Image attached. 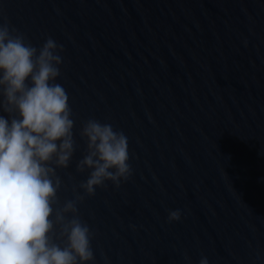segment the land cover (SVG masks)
I'll list each match as a JSON object with an SVG mask.
<instances>
[{
  "label": "water",
  "instance_id": "95a60500",
  "mask_svg": "<svg viewBox=\"0 0 264 264\" xmlns=\"http://www.w3.org/2000/svg\"><path fill=\"white\" fill-rule=\"evenodd\" d=\"M2 19L62 46L74 151L53 207L83 196L87 264H264V0H0ZM90 118L127 137L131 172L87 195Z\"/></svg>",
  "mask_w": 264,
  "mask_h": 264
},
{
  "label": "clouds",
  "instance_id": "9594fccd",
  "mask_svg": "<svg viewBox=\"0 0 264 264\" xmlns=\"http://www.w3.org/2000/svg\"><path fill=\"white\" fill-rule=\"evenodd\" d=\"M62 46L46 37L39 47L6 19L0 20V264H87L93 259L92 232L77 215L75 201L57 208L60 178L74 151L71 109L56 82ZM79 134L87 154L76 163L87 169L79 188L92 195L110 181L118 186L130 175L127 137L109 123L83 122ZM180 210L167 213V221ZM58 225L59 231L54 233ZM60 239L61 243L54 240ZM197 264H208L201 256Z\"/></svg>",
  "mask_w": 264,
  "mask_h": 264
}]
</instances>
